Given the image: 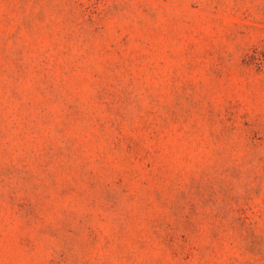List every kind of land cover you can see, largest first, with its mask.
Here are the masks:
<instances>
[{
	"label": "rangeland",
	"instance_id": "obj_1",
	"mask_svg": "<svg viewBox=\"0 0 264 264\" xmlns=\"http://www.w3.org/2000/svg\"><path fill=\"white\" fill-rule=\"evenodd\" d=\"M0 264H264V0H0Z\"/></svg>",
	"mask_w": 264,
	"mask_h": 264
}]
</instances>
